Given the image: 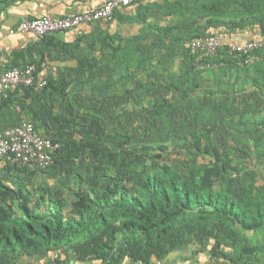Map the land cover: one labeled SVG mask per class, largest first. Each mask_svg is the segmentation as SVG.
I'll use <instances>...</instances> for the list:
<instances>
[{
	"label": "trees",
	"instance_id": "trees-1",
	"mask_svg": "<svg viewBox=\"0 0 264 264\" xmlns=\"http://www.w3.org/2000/svg\"><path fill=\"white\" fill-rule=\"evenodd\" d=\"M26 1L33 0H0V13ZM167 1V8L180 13L176 22L149 26L128 38L105 33L100 57L79 58L76 87H60V114L51 106L43 110V120L50 119L56 130L50 138L60 146L50 168L29 170L5 161L0 178V264H23L24 259L51 253L78 262L121 264L128 259L153 264L188 246H197L194 254L207 251L211 264H264V182L247 181L248 170L224 157L209 135L216 126L195 132L181 166L155 162L149 167L147 158L162 155L152 154L149 146H132L129 132H111L118 117L115 107L127 103L130 95L137 100L133 94L138 84H150L149 73L169 72L178 60L179 81L184 83L200 69L216 79V88L206 91L213 97L203 100L209 107L221 109L222 93L246 91L248 84L264 93V48L252 53V62L246 55L234 58L227 49L197 61L191 50L194 40L214 35L211 29L233 34L258 28L264 37V0ZM142 14L139 18L146 20L148 14ZM139 18L127 16L123 21ZM82 40L63 47L78 48ZM232 66L242 74L230 80ZM33 89L15 92L25 96ZM51 89L47 82L37 98L46 99ZM11 94L1 98L9 100ZM152 107L155 125L165 120L173 103L163 97ZM166 148L161 146V151ZM201 156L211 163L199 164ZM249 234L257 240L248 239ZM52 261L63 263L59 258Z\"/></svg>",
	"mask_w": 264,
	"mask_h": 264
},
{
	"label": "crops",
	"instance_id": "crops-1",
	"mask_svg": "<svg viewBox=\"0 0 264 264\" xmlns=\"http://www.w3.org/2000/svg\"><path fill=\"white\" fill-rule=\"evenodd\" d=\"M107 1L33 0L19 2L7 11L0 13V78L13 67L32 63L36 67L37 81H46V84L50 82L52 88L46 94V99L37 98L38 90L36 89L29 90L25 96H18L13 90L9 100L0 97V131L22 122H31L42 136L52 137L56 134V130L50 119H46L47 123L43 120V110L47 106H51L54 114H60V87H65L68 90L76 87L75 72L80 66L79 58L82 54H87L91 58L100 57L101 51L98 48L101 45L102 35L108 33L128 38L141 34L149 26L163 27L172 24L180 16L177 10L167 8L171 1L139 0L129 8L119 11L111 20L84 25L70 31L52 33L42 42L31 33L26 34L24 37L18 33H12L26 20L45 16L64 18L82 12H92L99 9ZM149 6L153 7L151 11H149ZM140 11L148 14L146 20L139 18L143 15ZM169 11L171 12L169 13ZM127 16L137 17L139 20L129 23L124 22L123 18ZM204 23L205 21L202 22V26ZM209 33L221 36L226 43L245 42L261 37L258 28L233 34L226 32L225 29H211ZM84 36H87V39ZM89 36L92 38L89 39ZM80 37L83 40L79 43L78 48L63 47V45L75 44ZM150 38L154 39L153 33H151ZM91 47L94 49L92 50ZM157 52L161 53L160 50ZM125 81L119 82L121 88ZM125 87L127 89L129 85ZM4 170L5 160L0 159V178ZM11 180L13 182L17 181L16 178ZM196 247L188 246L176 250L164 260H154L153 264H211L207 251L194 254ZM50 259L54 260L56 258H53L51 254L41 259L30 257L24 259L23 264H57L53 261L50 262ZM60 262H63L60 264H101L98 261L78 262L64 255L60 256ZM121 264L138 263L126 259Z\"/></svg>",
	"mask_w": 264,
	"mask_h": 264
},
{
	"label": "rangeland",
	"instance_id": "rangeland-1",
	"mask_svg": "<svg viewBox=\"0 0 264 264\" xmlns=\"http://www.w3.org/2000/svg\"><path fill=\"white\" fill-rule=\"evenodd\" d=\"M232 43L234 42L228 44ZM155 55L156 66L160 54L157 52ZM179 65L180 62L177 61L170 66L169 72L149 73L150 84H138L139 91L133 94L138 95V99L135 100L130 95L127 103L115 107L114 113L118 117L111 132L113 133L114 129L129 132L132 146L138 149L149 146L154 148L152 154H161L162 158H147L146 165L149 167L155 162L181 166L192 147L195 132L216 126V130L209 134L212 143L218 146L224 157L229 158L234 165L248 170L247 181L261 185L264 182V93L248 84L245 85L246 91L238 89V93H222V98L218 100V103L222 104L221 109L209 107L203 100L213 97L206 91L216 88V79L200 69L183 83L184 80H178ZM155 70L158 68L154 67L153 71ZM236 73L242 74L232 66L228 78L234 79ZM226 88V84H222V90ZM163 97L169 98L173 107L168 110L165 120H159L153 125L152 105ZM216 110H220V113ZM214 113H217V116ZM251 115L255 116L252 117L253 121L255 119L252 125L249 124ZM128 146L124 145L125 148ZM161 146L167 148L161 151ZM115 148L120 149L117 143ZM198 162L206 165L211 163V159L201 156ZM63 181L70 184L68 179L64 178ZM63 194L69 199L65 191ZM246 237L252 241L257 240L254 235L249 234ZM56 254L51 253L53 258L60 260V256Z\"/></svg>",
	"mask_w": 264,
	"mask_h": 264
},
{
	"label": "built area",
	"instance_id": "built-area-1",
	"mask_svg": "<svg viewBox=\"0 0 264 264\" xmlns=\"http://www.w3.org/2000/svg\"><path fill=\"white\" fill-rule=\"evenodd\" d=\"M139 0H108L99 9L82 12L64 18L48 16L26 20L17 30L21 36L34 34L39 40L52 33L77 29L84 25L111 20L116 11L128 8ZM264 48V37L245 42L226 43L219 35H210L191 43V50L197 61L203 57L215 56L220 49H227L229 55L237 58L248 56V62L255 57L252 53ZM46 81H37L34 64L22 65L7 70L0 78V97H8L10 92L19 89L34 88L41 90ZM60 148L51 138L42 136L31 122H22L4 131H0V159L11 165L29 170H46L54 164V156Z\"/></svg>",
	"mask_w": 264,
	"mask_h": 264
}]
</instances>
